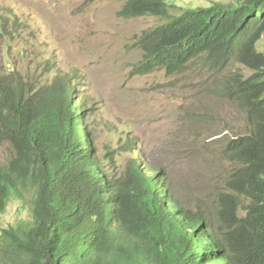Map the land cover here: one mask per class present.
<instances>
[{"label": "trees", "instance_id": "obj_1", "mask_svg": "<svg viewBox=\"0 0 264 264\" xmlns=\"http://www.w3.org/2000/svg\"><path fill=\"white\" fill-rule=\"evenodd\" d=\"M121 1L120 18L166 20L137 38L135 74L172 77L194 62L252 72L223 82L248 126L220 151L230 168L217 204L189 205L168 171L139 154L124 168L99 156L75 73L39 84L9 64L0 74V215L16 198L29 218L0 224V264H264V0L183 10Z\"/></svg>", "mask_w": 264, "mask_h": 264}, {"label": "rangeland", "instance_id": "obj_2", "mask_svg": "<svg viewBox=\"0 0 264 264\" xmlns=\"http://www.w3.org/2000/svg\"><path fill=\"white\" fill-rule=\"evenodd\" d=\"M167 1L183 10L240 0ZM122 5L121 0H0V74L10 64L42 84L75 73L81 83L77 99L82 96L87 105L86 123L99 156L112 153L124 168L139 154L168 171L189 205H216L230 168L220 151L248 126L243 109L223 94V82L233 72L246 77L252 72L231 62L212 73L194 62L172 77L164 71L135 74L143 58L137 38L166 20L120 18ZM257 48L264 53V36ZM6 152L0 147V161H6ZM28 213L12 199L0 215L1 227H16Z\"/></svg>", "mask_w": 264, "mask_h": 264}]
</instances>
